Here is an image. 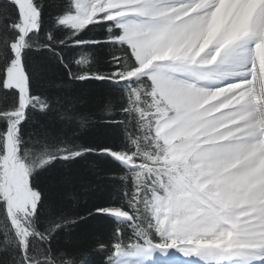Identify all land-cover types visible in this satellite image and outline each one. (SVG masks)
<instances>
[{
  "label": "snow or ice",
  "instance_id": "snow-or-ice-1",
  "mask_svg": "<svg viewBox=\"0 0 264 264\" xmlns=\"http://www.w3.org/2000/svg\"><path fill=\"white\" fill-rule=\"evenodd\" d=\"M94 83L99 114L71 106ZM93 116L118 142H80ZM89 160L115 187L81 211ZM90 221L108 239L71 242ZM97 256L264 264V0H0V264Z\"/></svg>",
  "mask_w": 264,
  "mask_h": 264
},
{
  "label": "trees",
  "instance_id": "trees-1",
  "mask_svg": "<svg viewBox=\"0 0 264 264\" xmlns=\"http://www.w3.org/2000/svg\"><path fill=\"white\" fill-rule=\"evenodd\" d=\"M45 4H50L53 0H41ZM101 30L97 29L93 33H89V36H95L97 32ZM49 75H62L58 69L50 72ZM106 86H101L98 83L86 84L84 86L72 85V89L68 94V99L72 102L71 106H74L83 113L94 112L99 114L100 105L105 101ZM80 142H118V138L112 133L111 129L101 126L100 121L95 116L92 118V123L81 130ZM103 167H108L116 172H119V166L110 160L96 162ZM71 175L68 179L77 181L79 184H83L84 187L79 191L84 195L79 201V209L84 211L86 208L91 207L93 203L104 202L112 194V184L106 182V177L102 174H98L95 170L94 162L84 161L79 165H76L71 170ZM71 187V184L69 185ZM71 242L90 246L98 240L108 239V229L106 222L104 221H90L88 224L81 225L74 230V235L70 238ZM95 264H101V258L97 256L95 258Z\"/></svg>",
  "mask_w": 264,
  "mask_h": 264
}]
</instances>
